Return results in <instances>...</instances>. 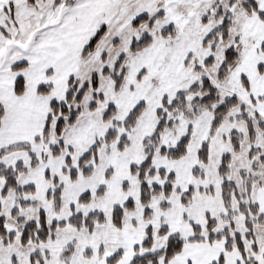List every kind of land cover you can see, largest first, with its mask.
<instances>
[{
  "label": "snow or ice",
  "instance_id": "1",
  "mask_svg": "<svg viewBox=\"0 0 264 264\" xmlns=\"http://www.w3.org/2000/svg\"><path fill=\"white\" fill-rule=\"evenodd\" d=\"M0 264H264V0H0Z\"/></svg>",
  "mask_w": 264,
  "mask_h": 264
}]
</instances>
